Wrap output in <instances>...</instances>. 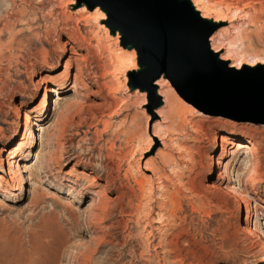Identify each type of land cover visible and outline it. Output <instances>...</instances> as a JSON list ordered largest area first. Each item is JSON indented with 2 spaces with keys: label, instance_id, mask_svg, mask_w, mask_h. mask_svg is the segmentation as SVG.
<instances>
[{
  "label": "rangeland",
  "instance_id": "374dc122",
  "mask_svg": "<svg viewBox=\"0 0 264 264\" xmlns=\"http://www.w3.org/2000/svg\"><path fill=\"white\" fill-rule=\"evenodd\" d=\"M40 1V9L30 2L37 15L29 20L9 17L19 11L20 2L17 9L9 4L0 17L1 41L14 49L8 58L0 49V150H6L0 151V264H264V238L254 230L252 215L256 208L264 232V125L210 115L179 96L192 107L172 120L165 150L172 157L165 160L153 129L162 121L158 111L163 108H151L147 95L132 96L129 69L122 72L120 66L115 72L114 58L79 33L80 28L102 43L91 21L103 19L75 21L77 35L70 31L67 36L64 28L72 26L62 22V10L72 13L73 1ZM253 1L258 0L212 3L228 18ZM228 19L245 29L242 58L250 62L243 63H264V17L258 28L240 12ZM105 29L109 33H99L106 41L102 47L116 51ZM66 42L79 59L78 69H83L78 70L77 95L66 89L59 97L51 96L45 117L31 128L33 143L27 135L21 140L28 117L34 118L33 111L45 98L42 81L53 83L70 71L67 85H73L77 66L66 65L69 50L60 54ZM255 55L259 60L251 63ZM230 122L236 131L228 127ZM16 128V137H10ZM145 135L148 140H143ZM219 135L241 137L251 151L239 185L236 170L244 168L242 152L232 167L230 186L238 188L237 201L218 184L208 188L215 182L208 166L220 153L221 142L214 145ZM26 150L29 157L20 161ZM10 151L16 154L11 169ZM146 162L164 169L167 198H161L156 180L148 178ZM244 205L251 225L245 223Z\"/></svg>",
  "mask_w": 264,
  "mask_h": 264
},
{
  "label": "water",
  "instance_id": "95a60500",
  "mask_svg": "<svg viewBox=\"0 0 264 264\" xmlns=\"http://www.w3.org/2000/svg\"><path fill=\"white\" fill-rule=\"evenodd\" d=\"M72 1V13L81 9L92 13L96 8L103 13V20L91 21L102 43L106 41L99 33L107 32L106 26L109 45L135 52L136 67L129 69L127 79L130 95L144 99L147 95L151 108H164L156 84L163 80L198 110L264 125V67L235 68L231 60L221 58L224 50L217 53L212 47L218 32L224 39L230 37L236 26L233 20L203 17L192 0Z\"/></svg>",
  "mask_w": 264,
  "mask_h": 264
},
{
  "label": "bare ground",
  "instance_id": "6f19581e",
  "mask_svg": "<svg viewBox=\"0 0 264 264\" xmlns=\"http://www.w3.org/2000/svg\"><path fill=\"white\" fill-rule=\"evenodd\" d=\"M67 1H68V3L72 2V0H67ZM17 2H20V4L18 5ZM30 2L33 3L37 9H40L41 6H43V2H41L40 0H38V1L37 0H30ZM30 2L28 0H0V17L3 16V15H1L3 9L7 10L8 7H9V4L11 6V3H13V5L16 6L14 9H17V5H18V7L21 6V8L19 9V11L14 12L12 14H9V17L12 18V17L15 16V17L23 18L25 20H29L32 17H34L35 15H37L36 14L37 13L36 9L34 8V6H32V4ZM61 2H62V0H61ZM192 2L195 5V7L202 12L203 17H207L208 18V17H210V15H214L216 17H221V18L223 17L222 16V13H223L222 9H220L218 4H217L218 6L214 5L212 3V0H192ZM48 10H52V9H48ZM239 12L242 15V17H244L246 19V21L248 23H251L252 25H255V27H256L257 24H259L261 19L264 17V1L263 0L253 1V3H250V5H248L246 7L244 6V10H243V8L242 9L241 8L240 9H235L232 12V15L228 16V18L233 19V18L237 17L239 15ZM71 14H73V15H71ZM44 17H45L46 20L48 19L47 16H44ZM97 18H100V19H104L105 18L103 13L100 12V10L98 8H96L94 10V12H92V13L85 12L84 9L76 11L75 13H70V12H66L63 9L62 10V22H64V23L70 22V24L66 25V26H70V25L72 26V27L64 28L65 33L64 32L63 33L67 34V36H68V33L70 31H72L73 34L77 35V31H76L77 25H74L75 21L81 23V21H83V20L89 21L90 19H97ZM4 24H6V23H4ZM92 28H93L92 30L97 32V28H98L97 26L92 25ZM257 28H258V26H257ZM5 30H6V27H5ZM79 31H80L79 33H81L85 37V39H87L89 41H92V42L94 41V43L96 42L97 45L99 46L100 50H103L106 53H109L112 56V58H114V62L116 63L115 64V72H116V70H118V68H120V66L122 67V72H124L127 69L136 67L135 52H133V51H131V52L123 51L120 48L114 49L116 51H113L112 50L113 48L112 49H108V48L102 47V43L100 41H97L96 38L93 37L91 34H88V35L84 34V32H81L80 28H79ZM233 31H234V37H232V38L228 37V38H225V39H224L223 35L220 32H218L211 39L212 43H213L212 47H213V50L215 52H217V53H219L221 50H225L226 53L222 54L221 58L223 60H231V61H233L235 68H242L243 65H246V63H243V60L245 58H242L243 56H245L244 53L246 52V51L244 52V49H243V47L245 45L244 40L246 39L245 29L242 26H238V27H235L233 29ZM1 33H2V31H0V49H5L7 51L5 53V55L8 58L9 55L11 54V52L14 49H12V48L9 49V46L6 44V42L5 41L4 42L1 41V38H2L1 37L2 36ZM107 33H109V32H107ZM69 35H72V34H69ZM63 37H64V35H63ZM72 38H73V36H72ZM80 39L83 42L81 37H80ZM73 40H74V38H73ZM11 44H10V46H11ZM87 47L89 48V46H87ZM111 47H113V46H111ZM68 50L70 51V58L68 59L66 65L68 66V68H71L74 64L77 66L76 67V73L73 75V85L71 87H69L67 85L68 80L70 78V71H69L68 74H66L62 78L55 79L53 81V83L51 81L48 82L46 80L42 81V87H44V90L46 92L45 98L40 103V105L33 111L35 113L34 118L32 119L31 117H28V125L25 127V131H24V134H23V137H22L21 140H25L26 139V135H27L29 137L30 142L33 143V133L31 132V128L33 126H38V123L42 120L41 118L47 113V106H48L49 98L51 96L56 95L57 97H59V95L61 94L60 91L61 90H66V89L72 90L74 95H77V83H78V80H79V76L78 75L80 74V71L83 70V69L82 68H80L81 70L78 69L79 59L76 57V55L74 53V49L70 45V43H68V42L64 43V45L62 47V50H60L61 51V53H60L61 57L66 52H68ZM257 54H258V52H257ZM3 56H4V54L0 55V57H1L0 59L3 60ZM251 57L252 56H250V58ZM257 57H258V55H255L254 58L252 57V59H249V57H248V59L251 60V63H253L254 61H256L259 58V57L258 58ZM12 58L14 59V57H12ZM245 60L248 61L247 59H245ZM59 61H60V58H59L57 64H59ZM248 62H250V61H248ZM11 63H13V62H11ZM258 63L259 64H264V63H260V62H258ZM259 64L254 63L253 65H250V66L258 67ZM78 70H80V71H78ZM119 84L120 83H118V87H119ZM156 84L160 87L159 94L163 98V102L165 104V107L158 111L159 117H161L162 121L161 122H157L158 124L155 125L153 127V129H154V135L155 136H159L160 140L162 141V144L160 143V145L162 146V148H164V151H162V153H160V155H161V157L165 158V160H166V159L172 157V156L170 157V155H168V153L165 151V148L167 147V141H168L167 138H168V135H169V131L172 128V120L175 119L176 117H178L179 115L183 114L185 109L191 111L190 108L192 106H190L187 103L183 102V100L179 97V95L175 92V90L168 83L164 82L163 80H160ZM37 85L39 86V90H40V88L42 89V87L38 83H37ZM82 86H81L80 89L84 88ZM228 125H229L228 127H231L232 131H236V124H232L230 122ZM17 131L18 130L16 128L14 130V132L12 133V136H10V137L15 138L16 135H17ZM148 138H149L148 135H145L143 140H146V139L148 140ZM218 140L221 142V145H220L221 150H220V153L218 155L217 161H211L209 166H208V172H209L210 176L211 175L214 176L215 182L213 184L211 183V185H208V188L210 187V188L215 189L217 187V184H218L219 187L222 188L221 191L224 189L223 192L225 191L226 193H229L237 201V200H239V197L237 196L238 195L237 194L238 193V188H236V186H230L231 185V177L230 176L233 173L232 167H233L234 162L236 160L235 158H237L236 154L239 151L242 152V156H244L243 161L245 162V165H244L243 169H237L236 170V174H237V177H236L237 178V183L236 184L239 185L240 181H241V172H242V170H244V169L247 170L248 169L247 168L248 167L247 164L250 165V159H251L250 153H251V151L249 152V149L247 148V146H245V144H243V141H242L243 139L241 137L237 138L236 139L237 141H236V140L224 139L223 136L219 135V136L214 138V145L215 146L217 145V141ZM224 144H225V146H224ZM0 151H1V153L2 152H6L5 149H1ZM14 153H15V151L8 152V154L10 156V160H7V163L9 165L10 169L16 163V162H13V159L16 157V154H14ZM29 153L30 152L26 150L24 152V154L22 155L23 157H22V159H20V161L26 160V158L29 155ZM229 156H231V160L230 161H228L225 164L220 162V161H224L225 158H227ZM153 163H152V165L151 164L149 165L146 162L144 168L149 170L150 176L148 175V178L152 181V183H154L155 180H156V188H157V190H159L160 188L162 189L163 192L161 193V198H167L169 196L168 193H167L168 189H167V187L165 185V179L167 178V176L165 174L164 169L161 167V165L159 166V165H155ZM221 169L223 170V172H220ZM254 170H255V168H254ZM246 172L247 171H245V173ZM29 174H30V177H31V173H29ZM142 179H143V181L145 183L141 182L142 183L141 185H144V187H145L147 185V181L145 180V178H142ZM23 180H26V179H22L21 181H18V189H17L18 191H20V189H23ZM2 181H4V179H2ZM232 185H235V184H232ZM142 191H144V190H142ZM171 196H174V193H172ZM174 197H172V198H174ZM173 203L175 204V202H172V204ZM235 203H236V205H235L236 206V210L239 212L241 204H240L239 201H238V203L237 202H235ZM162 205H163V203H162ZM174 206H176V205H174ZM174 211H175V209H174ZM244 211H245V214H246L245 223H248L249 225H251L252 222H251L250 218L248 217L249 212L247 210V207H245V205H244ZM252 215L255 217V220L253 222L254 230H256L259 233V235L262 238H264V232L262 231V229H260L261 226L259 227V222L257 221V216L258 215H257V209L256 208L253 209Z\"/></svg>",
  "mask_w": 264,
  "mask_h": 264
}]
</instances>
